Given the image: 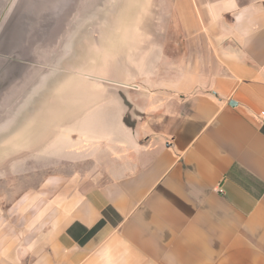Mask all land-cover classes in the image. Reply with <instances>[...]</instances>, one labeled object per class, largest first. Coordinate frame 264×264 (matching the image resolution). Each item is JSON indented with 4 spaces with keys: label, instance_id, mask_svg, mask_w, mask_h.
Listing matches in <instances>:
<instances>
[{
    "label": "crops",
    "instance_id": "obj_1",
    "mask_svg": "<svg viewBox=\"0 0 264 264\" xmlns=\"http://www.w3.org/2000/svg\"><path fill=\"white\" fill-rule=\"evenodd\" d=\"M165 3L154 35L107 40V74L14 103L44 118L0 127L29 176L0 205V264H264V0Z\"/></svg>",
    "mask_w": 264,
    "mask_h": 264
},
{
    "label": "rangeland",
    "instance_id": "obj_2",
    "mask_svg": "<svg viewBox=\"0 0 264 264\" xmlns=\"http://www.w3.org/2000/svg\"><path fill=\"white\" fill-rule=\"evenodd\" d=\"M96 4L89 7L86 12H78L72 19V25L62 41L51 50L39 51L35 60L39 63V69L36 78L29 83V91L21 97V102H48L51 104L59 103V92L62 87H72L81 85V77L84 73L104 75L108 73V45L107 40L114 37L125 36V24L131 22L135 25L139 22L150 24H139L144 27L134 30L139 36H148L147 33L154 35V26L156 22H166L168 13V4L166 0H94ZM15 0H11L0 17V26L7 19L10 7ZM129 9V11H127ZM131 9V10H130ZM153 24V25H152ZM148 26V27H147ZM146 28V29H145ZM148 29V30H147ZM153 29V30H151ZM151 37V36H150ZM154 39V37H151ZM150 38V39H151ZM98 57L100 61H98ZM123 60V59H122ZM122 64V61L120 62ZM119 66V64H117ZM118 67H116V70ZM90 74V75H91ZM100 78V77H98ZM102 78V77H101ZM96 79L100 85L107 87H120V83H113L110 79L103 77ZM94 80V79H90ZM95 83V81H94ZM85 85V84H84ZM122 85V84H121ZM23 106V107H24ZM43 107V105L41 106ZM7 118L14 117H31L34 119L44 118V109L25 111L22 109L11 110L7 112ZM16 113V114H15ZM58 111L53 116L58 117ZM21 115V116H20ZM26 125L22 130L28 129V122L23 120ZM12 123V122H11ZM33 123V122H32ZM12 126L0 132V149H15L18 147L17 136L19 126H15L16 132L13 133ZM20 128V129H21ZM43 138L37 136L36 144L41 145ZM38 148V147H37ZM26 159H9L4 162L0 158V205L8 208L20 193L24 192L28 186V175L17 176L10 172L12 165H17L19 161L24 162ZM20 164V163H19ZM26 164V163H25ZM4 174H1L2 172ZM21 187V189H20ZM24 188V189H22ZM2 207V208H3ZM1 213V206H0ZM9 220H11L9 218ZM10 222V221H8ZM7 226H10L7 224ZM26 263V262H25Z\"/></svg>",
    "mask_w": 264,
    "mask_h": 264
},
{
    "label": "water",
    "instance_id": "obj_3",
    "mask_svg": "<svg viewBox=\"0 0 264 264\" xmlns=\"http://www.w3.org/2000/svg\"><path fill=\"white\" fill-rule=\"evenodd\" d=\"M11 0H0V17ZM94 0H15L0 26V127L36 78L39 51L56 47ZM37 71V72H36Z\"/></svg>",
    "mask_w": 264,
    "mask_h": 264
},
{
    "label": "trees",
    "instance_id": "obj_4",
    "mask_svg": "<svg viewBox=\"0 0 264 264\" xmlns=\"http://www.w3.org/2000/svg\"><path fill=\"white\" fill-rule=\"evenodd\" d=\"M103 223L101 222L99 225H97L92 231L91 233L94 234L96 233L101 227H102Z\"/></svg>",
    "mask_w": 264,
    "mask_h": 264
},
{
    "label": "built area",
    "instance_id": "obj_5",
    "mask_svg": "<svg viewBox=\"0 0 264 264\" xmlns=\"http://www.w3.org/2000/svg\"><path fill=\"white\" fill-rule=\"evenodd\" d=\"M260 117L264 121V112H261ZM219 192L223 193V190L219 189Z\"/></svg>",
    "mask_w": 264,
    "mask_h": 264
}]
</instances>
